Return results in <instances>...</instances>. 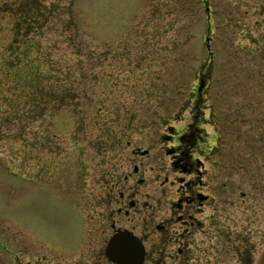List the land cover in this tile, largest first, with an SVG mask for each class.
Returning <instances> with one entry per match:
<instances>
[{"label": "rangeland", "instance_id": "obj_1", "mask_svg": "<svg viewBox=\"0 0 264 264\" xmlns=\"http://www.w3.org/2000/svg\"><path fill=\"white\" fill-rule=\"evenodd\" d=\"M31 1L0 0V264L68 255L57 244L73 238L74 206L135 164L142 191L158 186L172 171L167 150L190 126L213 148L206 167L217 184L248 207L241 194L264 188V0H42L39 41L17 43ZM17 44L40 49L30 58L46 77L82 97L79 118L42 113L44 99L40 116L27 115L23 75L3 80L9 62L28 61ZM250 229L257 264L264 219Z\"/></svg>", "mask_w": 264, "mask_h": 264}, {"label": "flooded vegetation", "instance_id": "obj_2", "mask_svg": "<svg viewBox=\"0 0 264 264\" xmlns=\"http://www.w3.org/2000/svg\"><path fill=\"white\" fill-rule=\"evenodd\" d=\"M178 139L180 144L167 150L170 176L158 186L142 191L145 179L135 164L133 174L107 179L85 207L74 206L79 220L73 238L57 244L69 254H56L53 264H254L250 226L264 219V188L241 194L249 201L242 208L236 187H220L206 167L213 154L206 147L208 138L190 126ZM140 153L148 151H136ZM120 232L131 233L141 246L131 260L109 252L111 239Z\"/></svg>", "mask_w": 264, "mask_h": 264}, {"label": "trees", "instance_id": "obj_3", "mask_svg": "<svg viewBox=\"0 0 264 264\" xmlns=\"http://www.w3.org/2000/svg\"><path fill=\"white\" fill-rule=\"evenodd\" d=\"M46 8L43 5L42 0L38 1H31L29 6L23 8V13L18 21L15 22V29H14V37L15 41L18 43L21 39H17L18 36L24 37L23 39H28L30 41V45L34 44L39 41V23L44 18V11ZM20 29H23L22 31ZM29 45V46H30ZM35 45V44H34ZM25 49L28 51V61L26 64H19L20 60L16 63L14 61L9 62V70L5 73L3 78L4 82L8 83L9 78L17 79L18 75H23L24 84L28 89V92L24 94L27 102L29 103L30 110L28 111L27 115L30 118L34 117V119L40 116L38 110H40L41 106V99H44V104L46 108H44L41 112L51 113L59 111L61 109H69L71 112L76 114V116H80V110H78L79 104L75 103V99L79 100L80 105H82V97L74 98V95L70 94L69 88H67L63 82V80H52L48 79L44 74V68L37 62V60L30 58L32 52H41L40 49L35 47L33 48H22L20 45H14L13 51L16 53V56H20ZM30 61V63H28ZM29 66V70L25 71L24 66ZM80 66V71L82 72V65L81 63L77 64ZM4 71V68L1 70ZM26 72V73H25ZM25 73V74H24ZM53 81L57 84H53ZM60 82L62 84H60ZM9 84V83H8ZM52 104L50 108H48L49 104ZM85 104V100H84ZM38 108V109H37ZM117 120V118H115Z\"/></svg>", "mask_w": 264, "mask_h": 264}, {"label": "water", "instance_id": "obj_4", "mask_svg": "<svg viewBox=\"0 0 264 264\" xmlns=\"http://www.w3.org/2000/svg\"><path fill=\"white\" fill-rule=\"evenodd\" d=\"M207 10H209V7L207 8ZM207 43L208 50H210V39H207ZM203 86L204 82L201 83L199 92H201ZM108 249L111 254H117L118 252H121L120 254L124 259L131 260L138 255L139 251H141V246L139 245L137 239L133 235H131V233L120 232L111 239ZM257 264H264V251L259 257Z\"/></svg>", "mask_w": 264, "mask_h": 264}]
</instances>
